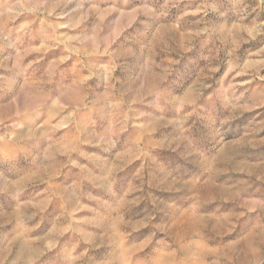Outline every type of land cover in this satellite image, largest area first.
Segmentation results:
<instances>
[{"label": "rangeland", "instance_id": "374dc122", "mask_svg": "<svg viewBox=\"0 0 264 264\" xmlns=\"http://www.w3.org/2000/svg\"><path fill=\"white\" fill-rule=\"evenodd\" d=\"M0 264H264V0H0Z\"/></svg>", "mask_w": 264, "mask_h": 264}]
</instances>
